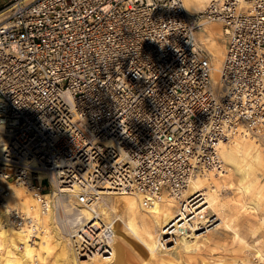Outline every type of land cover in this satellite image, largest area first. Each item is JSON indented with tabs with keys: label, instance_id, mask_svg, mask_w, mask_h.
<instances>
[{
	"label": "built area",
	"instance_id": "obj_1",
	"mask_svg": "<svg viewBox=\"0 0 264 264\" xmlns=\"http://www.w3.org/2000/svg\"><path fill=\"white\" fill-rule=\"evenodd\" d=\"M0 8V211L31 242L49 209L57 229L70 227L72 208L107 192L146 203L166 195L183 213L191 181L226 171L222 145L264 140V0H210L197 12L184 0ZM210 25L225 44L216 80L199 35ZM6 183L32 195L40 213L11 204ZM204 215L192 213L187 226ZM92 225L66 230L80 235L81 260L111 254L113 233L103 239Z\"/></svg>",
	"mask_w": 264,
	"mask_h": 264
},
{
	"label": "rangeland",
	"instance_id": "obj_2",
	"mask_svg": "<svg viewBox=\"0 0 264 264\" xmlns=\"http://www.w3.org/2000/svg\"><path fill=\"white\" fill-rule=\"evenodd\" d=\"M22 1L23 3H29L32 0ZM5 15L6 13L2 12L0 8V21H2ZM220 28L219 26H209L205 28V33L202 32L199 34L200 40L203 43L205 42L204 45L212 53L213 51H219V49L223 51L224 49L225 44L220 36ZM213 60L214 67L216 65L219 66L220 57L215 55ZM237 140H241V138ZM253 141L259 146L258 154H255L258 157L256 160L248 162L246 165L247 167L249 166L248 169L243 168L247 169L248 176L244 182L243 180L241 181L242 172L236 169L241 170L240 167L245 163H241L242 160L237 156L234 159L235 164H239V167L233 166L235 167L233 168V163L230 164L223 159L226 167L225 175L219 177L207 176L211 184L205 185L201 191L205 194L204 196L209 208L206 211V222L201 228H196L191 238L167 234L165 231L174 225L169 223L164 224L160 218L147 219L144 223L140 216L135 217L128 214L118 204L122 200L120 198L121 196L111 195L107 197L108 202L114 205L116 209L118 208V219H110V221L106 219L104 223L113 225V227L115 225V230L112 232L113 238H115L114 243H120L122 245L120 259L118 261L116 260L115 263H111L113 260L109 263L264 264V140L257 141L253 139ZM167 199L168 197L165 195L158 203L163 205L167 201L172 204V210L174 211L172 221H176L179 207L171 199L170 201ZM137 202L138 207L136 210L140 215L147 217L145 209L147 206L143 205L140 200ZM15 205L20 207L18 204ZM53 218L52 212L50 223L47 221L43 222V226L48 227L50 235L52 236L50 239L51 244L49 243V248H52L47 252L42 250L38 244L42 241L41 237L32 241V243H35V256L30 259V264H62L60 261L61 257L59 256L60 249L55 241L56 239H60V241L65 240L69 242L71 239L66 232L68 230L70 231L71 228L68 226L64 228L58 226V229L56 227L54 228ZM84 226L82 225V227ZM8 229L10 230L11 228L8 227ZM96 230L101 231V229ZM116 233L120 234V239ZM7 245L2 244L0 247V264H4L7 258ZM16 246V250L11 248L9 251H11V255L13 254L15 257H19L20 251L22 252L23 250L22 245L17 242ZM68 248L72 251L71 247L68 246ZM74 260L77 262V259L73 257L72 260L68 261V264H75ZM19 264L26 263L22 261Z\"/></svg>",
	"mask_w": 264,
	"mask_h": 264
},
{
	"label": "bare ground",
	"instance_id": "obj_3",
	"mask_svg": "<svg viewBox=\"0 0 264 264\" xmlns=\"http://www.w3.org/2000/svg\"><path fill=\"white\" fill-rule=\"evenodd\" d=\"M3 19H2V21H4ZM2 21H0V23ZM210 26H217V25H210ZM207 27H209V26H207ZM204 44H205V42H204ZM221 51L222 50L219 49V51H213V53L211 52L214 56L216 55L217 57H220L219 66L216 65L214 67V71L212 73L213 80L217 79L218 72L220 70V66H221V63L223 61L224 49L222 52ZM3 132H4L3 127H0V153H2L1 151L3 149L2 135H1V134H3ZM254 141L252 138H242L241 140L236 139L229 144H224L221 146L220 155H221L222 160L224 159V160L228 161L230 164L233 163L232 167L233 166L239 167V164H235V159H234L235 156H237L240 158V160H242L241 163H245L240 167L241 170L236 169L237 171L242 172L241 181L243 180V182L248 177L246 170L248 169L249 166L247 167L246 165L248 164L249 161H254L258 157V155H255V154H258V150H259L258 147L259 146H258V144L255 143L256 141L255 142ZM233 168H235V167H233ZM243 168H247V169H243ZM225 173H226V171L224 172L223 175H225ZM210 177H215V175L214 176L212 175ZM216 177H219V176H216ZM208 184H211V181L209 178H207L205 176H198L193 181L190 182V184L186 190V194H188L187 200H186V202H187L186 207L188 206L190 208H189V210H187L183 213L180 212V209H179L177 212V218L179 216H181L182 218H180L179 220H177V218H176V222L172 221L174 218V211L172 210V208H173L172 204L168 203L167 201H166V204L163 203V205H161L158 202L146 203L145 200L143 199V197H141V196L125 194V195H119V196H121L120 198L122 200L119 201L118 204L121 205L122 208L124 209V211H126L128 214L135 216V217L140 216L144 223L146 222L147 219L151 220L152 218H160L162 220V222H164V224L169 223L171 225H174L173 227L171 226L165 231L167 234H174V235H178V236L183 237V238H191L193 236V232L196 231V228L197 227L201 228L203 226V224L206 222V211L209 208H208V205L206 203V198L204 196L205 194H204V192H201V191L203 190L204 186L208 185ZM6 186L8 188L9 194L12 197L13 203H11V204L20 205L21 209L27 214H30V213L38 214V213H40V206H39L38 202L36 201V199L34 197H32V195L26 193V191H24L22 188L17 187V185H14L12 183H6ZM244 188H245V186H244ZM111 195L118 196L117 194L107 192L100 199V200H102V202H98L96 205H94L92 207L83 208V206H82V208H77V209L72 208V212L74 213L75 216L72 219V221H70L69 226L71 228H79L78 232H80L82 230V225H88V224L93 222V225L91 227H95V229H101V232L99 233V235L97 234V236L98 237L101 236V238H103V235L108 234V231L113 232V230H115V225L113 227V225H107L104 223V220H106V219L109 221H110V219H113V220L118 219V211H117L118 208L116 209V207H114V205H111L107 200V197H109ZM190 198H191V202L189 203ZM139 200L142 202L143 205L147 206V208H145L146 212H147V217L145 215H140L138 213V211L136 210L138 207L137 201H139ZM167 200L170 201V198H168ZM174 204H175V202H174ZM200 210H201V213L205 214L204 218H202L203 219L202 222L197 223L196 225L187 226L188 217L192 213H195L196 211H200ZM51 217H52V211H51V209H49L42 216V218H41L42 223L45 221L50 223ZM128 223H130V222H128ZM154 225H156V224L154 223ZM130 227H132V226H130ZM54 228H55V226H54ZM43 230H44V236L41 237L42 241L39 242L38 244L40 245L42 250L47 252V251H49L50 248H52V247L49 248V243H50V239L52 238V236L50 235V231L48 230L47 226H45V227L43 226ZM76 230L77 229H75L72 232L75 233V232H77ZM116 235L119 239L121 238L120 234L116 233ZM79 236L80 235H78V234L71 235L72 239L69 242L68 241L66 242L65 240L60 241V239L59 240L56 239L55 243H56V245L59 246V249H60L59 256L61 257L60 261L62 262V264H68V261L72 260L73 257H74V259L75 258L77 259V262H75L76 260H74L75 264H110L109 263L110 261L113 260L111 263H115L116 260L118 261L120 259L119 256H121L120 254L122 251V245L120 243L115 244L114 243L115 238H112L113 237V235H112V237H111L112 239L105 242L106 245L107 246L109 245L111 248L110 256L108 254H107V256H98L96 254V255H93V257H89V259H87V260H81V258H79L77 256V254L74 250V242L75 241L73 239L75 237L79 238ZM0 239H1L0 247L2 246V244L7 245V243H8V245H7V251H8L7 252V258L5 259L4 264H19V262H22V261H23V263L30 264L29 263L30 259H32L35 256L34 255L35 243H32L31 240L27 237V235H24L23 233L17 232L15 230H11V229L9 230L8 227L4 226L3 225V214L1 213V211H0ZM156 240H158V239H156ZM17 242H19L22 245V249H23L22 252L20 251L19 257H15L13 254L11 255L10 254L11 251H9L11 248L12 249L14 248L15 250L17 249V246H16ZM68 246L71 247L72 251H70ZM5 253H6V251H5ZM40 262H41V260H40Z\"/></svg>",
	"mask_w": 264,
	"mask_h": 264
},
{
	"label": "crops",
	"instance_id": "obj_4",
	"mask_svg": "<svg viewBox=\"0 0 264 264\" xmlns=\"http://www.w3.org/2000/svg\"><path fill=\"white\" fill-rule=\"evenodd\" d=\"M208 1L209 0H184V3L186 9H188L187 11L197 12L200 11Z\"/></svg>",
	"mask_w": 264,
	"mask_h": 264
}]
</instances>
